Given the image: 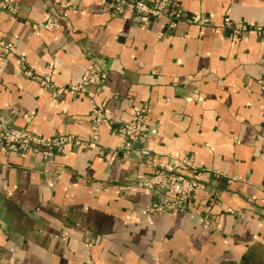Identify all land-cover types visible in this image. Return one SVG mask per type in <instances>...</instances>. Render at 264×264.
I'll return each mask as SVG.
<instances>
[{
	"label": "crops",
	"instance_id": "1",
	"mask_svg": "<svg viewBox=\"0 0 264 264\" xmlns=\"http://www.w3.org/2000/svg\"><path fill=\"white\" fill-rule=\"evenodd\" d=\"M11 1L17 13L0 8V41L34 72L51 64V81L65 86L93 63L107 77L55 99L0 55V108L16 112L15 126L81 141L50 159L0 152V264H264V42L234 28L264 25V0H173L209 18L174 29L163 18L141 25L128 6L118 14L115 0ZM140 106L153 160L193 155L205 181L219 174L216 204L140 213L154 194L136 174L149 167L135 152L112 164L99 153L116 148L113 123ZM94 107L113 122L96 133Z\"/></svg>",
	"mask_w": 264,
	"mask_h": 264
},
{
	"label": "built area",
	"instance_id": "2",
	"mask_svg": "<svg viewBox=\"0 0 264 264\" xmlns=\"http://www.w3.org/2000/svg\"><path fill=\"white\" fill-rule=\"evenodd\" d=\"M101 1L105 2V0ZM126 6L129 7L132 17L136 18L141 25H147L155 18H163L164 25L169 29L176 28L180 21L199 26L209 22L206 16L187 15L173 0H115L114 9L118 14H121ZM0 8L13 15L17 13V8L11 0H0ZM226 25L231 24L227 22ZM45 26L54 28L57 27V23L48 19ZM234 28L237 34L252 32L264 42V25H238ZM0 55L16 57L22 73L36 81L41 88L48 90L55 99L64 93L69 95L87 93L92 87L101 86L107 77L104 70L91 63L78 82L55 86L50 77L51 64L47 67L48 71L38 74L27 66L23 57L16 55L11 44L3 41H0ZM91 113L93 115L91 129L94 133L97 132L99 124L113 123L100 107H94ZM146 113V106H140L133 110L128 121L113 123L111 132L118 138V145L108 151L100 150L99 152L107 164L120 161L118 156L120 152H135L141 162L149 167L148 173L136 174V186L151 190L154 194V200L145 204L140 213L144 216L176 211H188L195 214L193 208L199 198L208 202V205L216 204L218 190L214 187L213 181L219 174L211 172L213 180L211 181L209 177L205 181L208 177L205 175L207 170L195 162L193 155L184 154L164 161L153 160L151 150L143 143L148 135ZM15 116V111L0 108V152L6 155L35 151L43 158L50 159L61 150L64 144H80L79 138L73 135H57L49 139L37 136L26 127L15 126L12 122ZM260 215L264 217V208L260 210ZM200 220L204 225L210 222L202 215Z\"/></svg>",
	"mask_w": 264,
	"mask_h": 264
},
{
	"label": "rangeland",
	"instance_id": "3",
	"mask_svg": "<svg viewBox=\"0 0 264 264\" xmlns=\"http://www.w3.org/2000/svg\"><path fill=\"white\" fill-rule=\"evenodd\" d=\"M6 57H7V56H6ZM80 143H81V141H80ZM60 151H61V150H60ZM60 151H58V152H60ZM26 152H27V151H26ZM58 152H56V153H58ZM19 153H20V152H19ZM56 153H55V154H56ZM55 154H54V155H55ZM121 154H122V153L120 152V153H119V157H120ZM5 155H6V154H5ZM7 155H9V154H7ZM54 155H53V156H54ZM41 157H42V156H41ZM42 158H43V157H42ZM43 159H45V158H43Z\"/></svg>",
	"mask_w": 264,
	"mask_h": 264
}]
</instances>
